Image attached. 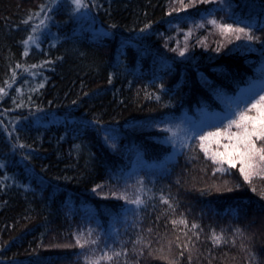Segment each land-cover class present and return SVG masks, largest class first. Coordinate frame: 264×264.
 <instances>
[{"label": "trees", "instance_id": "16d2710c", "mask_svg": "<svg viewBox=\"0 0 264 264\" xmlns=\"http://www.w3.org/2000/svg\"><path fill=\"white\" fill-rule=\"evenodd\" d=\"M83 2L0 0V264H264V162L199 139L264 95V0Z\"/></svg>", "mask_w": 264, "mask_h": 264}, {"label": "snow or ice", "instance_id": "6c2138e0", "mask_svg": "<svg viewBox=\"0 0 264 264\" xmlns=\"http://www.w3.org/2000/svg\"><path fill=\"white\" fill-rule=\"evenodd\" d=\"M72 2L75 4L77 10L81 7H87L83 0H72ZM205 2H207V0H205ZM208 22L219 28L222 33H236L237 39L241 38L239 34H243L248 40L259 39L258 37L249 35L244 28H233L231 24H219L215 20ZM44 23L45 22L41 20L40 24L43 25ZM32 39L33 37L30 36L28 40L25 41V44ZM180 55H184L183 51L180 52ZM252 112H255V114L250 115L249 113ZM233 126H235L237 131L229 132V129ZM162 131L168 130L162 129ZM222 135L226 136L229 143L221 146L224 149L222 152L217 151L213 154L212 158L214 162H216L217 158H219L218 162L227 163L230 167H235V161L238 159L240 163V173L244 177V180L248 181L250 175L249 170L252 169L254 161L258 158L260 162H264V146L259 148L256 146V141H264V95H260L258 100H253V102H251L245 109H241L235 113V118L229 120L227 125H225L222 130L217 129L214 132H208L199 137L202 142L200 145L201 149L205 151L206 155L208 150L205 148L203 141L212 137L219 138ZM237 187H239V185H237ZM227 190L232 191L230 188ZM93 191H95V189H93ZM120 198L125 199L126 197L122 196ZM128 203L140 205L143 201L139 198V196H137L135 199H129ZM165 203H167V201H165ZM179 222L184 223L183 220ZM174 223L176 222L174 221ZM195 227L196 225H193V228ZM237 231H239V229H237ZM213 238L216 243L220 242L219 237L214 236ZM77 242L79 243V240ZM92 243H95V241H92ZM81 247H83V245H81ZM115 255L120 254L116 253ZM103 258L110 259L107 254H105Z\"/></svg>", "mask_w": 264, "mask_h": 264}, {"label": "rangeland", "instance_id": "374dc122", "mask_svg": "<svg viewBox=\"0 0 264 264\" xmlns=\"http://www.w3.org/2000/svg\"><path fill=\"white\" fill-rule=\"evenodd\" d=\"M99 31L102 33V34H104V35H107L108 34V32L105 30V29H103V28H99ZM262 85H264L263 83H261ZM261 84H259V86L261 85ZM254 89H251V91H250V93L253 91ZM246 94H243V96H245Z\"/></svg>", "mask_w": 264, "mask_h": 264}]
</instances>
